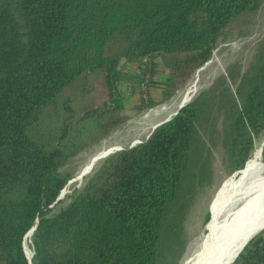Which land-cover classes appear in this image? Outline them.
Listing matches in <instances>:
<instances>
[{
  "label": "trees",
  "instance_id": "obj_1",
  "mask_svg": "<svg viewBox=\"0 0 264 264\" xmlns=\"http://www.w3.org/2000/svg\"><path fill=\"white\" fill-rule=\"evenodd\" d=\"M263 2L0 0V264H29L36 224L31 264H172L214 150L238 178L264 136V37L245 69L229 66L56 201L80 154L169 102ZM259 234L234 264H264Z\"/></svg>",
  "mask_w": 264,
  "mask_h": 264
},
{
  "label": "rangeland",
  "instance_id": "obj_2",
  "mask_svg": "<svg viewBox=\"0 0 264 264\" xmlns=\"http://www.w3.org/2000/svg\"><path fill=\"white\" fill-rule=\"evenodd\" d=\"M263 37L264 2L258 12L243 16L228 27L221 37L213 53L212 59L203 68L196 72L190 83L182 91L165 104H159L153 109L147 110L138 115H133L126 125L115 131L99 146L80 154L69 166L68 170L74 174L75 178L90 162L91 158L102 150L113 148L115 149V153L144 142L152 133L154 127L165 122L178 111L179 101L194 80L197 82L198 87V92L195 94L197 96L202 91L207 90L219 76L225 74L226 69L232 64L239 63L245 69L252 61L255 49ZM153 96L159 98L157 91H153ZM263 143V139L256 141L254 150L252 151L251 162L255 157L262 158L261 148ZM101 161L97 162L95 167L98 166ZM239 173L240 172L228 173L223 164V151L221 148L214 150L211 177L212 182L197 195L196 201L191 208L185 223L182 241L185 243V249L182 247L179 249L178 256L173 260L172 264H181L188 251L193 247L195 240L207 224L206 219L208 216L210 220L211 215L209 208L217 195L219 188L228 179L236 177ZM83 182L84 180L69 186L67 185L65 190L67 191V194L64 199L75 187H80ZM67 203L68 201H65L59 205L51 207L50 210L47 211L48 215H53L59 212L67 205ZM30 247L32 248V243H30ZM25 253L27 256L26 250Z\"/></svg>",
  "mask_w": 264,
  "mask_h": 264
},
{
  "label": "bare ground",
  "instance_id": "obj_3",
  "mask_svg": "<svg viewBox=\"0 0 264 264\" xmlns=\"http://www.w3.org/2000/svg\"><path fill=\"white\" fill-rule=\"evenodd\" d=\"M197 92L194 80L178 106L190 101ZM108 150L115 151L110 148L100 153ZM94 157L83 169L91 167ZM96 163L92 164L93 170ZM209 211V222L181 264H231L247 242L264 229V162L261 157H255L238 178L228 179L222 184ZM30 243L32 235L24 239V249L31 262L33 250Z\"/></svg>",
  "mask_w": 264,
  "mask_h": 264
},
{
  "label": "water",
  "instance_id": "obj_4",
  "mask_svg": "<svg viewBox=\"0 0 264 264\" xmlns=\"http://www.w3.org/2000/svg\"><path fill=\"white\" fill-rule=\"evenodd\" d=\"M192 101V99L190 100V101H188L187 103H185V104H183L182 106H180L179 107V109H178V111L172 116V117H170L168 120H166L165 122H163V123H161V124H159V125H157L156 127H154V129H153V131H155L159 126H161L162 124H164V123H167V122H169L174 116H176L178 113H179V111L180 110H182L187 104H189L190 102ZM153 131H152V133H153ZM152 133L148 136V138L152 135ZM263 141H264V136H263ZM134 146H136V145H134ZM134 146H132V147H134ZM263 149H264V143H263V146H262V148H261V154H262V152H263ZM112 154H114V151L113 152H111V151H106V152H104V153H99L96 157H94L93 158V160H92V164L93 163H96V162H99V161H101V160H104V159H106L108 156H110V155H112ZM262 160H263V157H262ZM92 164H91V167H89V168H85V169H83L75 178H73L71 181H69L68 182V186L69 185H72V184H74V183H77V182H81L86 176H88L89 174H91V172L93 171V168H92ZM67 187V186H66ZM66 187L63 189V191L60 193V195H59V197H58V199H57V201H56V203L57 202H59V201H61V200H63L64 199V197H65V195L67 194V191H65L66 190ZM38 223V222H37ZM36 227H37V224L35 225V227H33L32 228V230H30L29 231V233L26 235V236H28V235H33V233H34V231L36 230ZM264 230V229H263ZM262 230V231H263ZM261 231V232H262ZM260 232V233H261ZM259 234V233H258ZM258 234H256V235H254L248 242H247V244L241 249V251L236 255V257L234 258V260L232 261V263L231 264H234V262L236 261V259L238 258V256L241 254V252L243 251V249L249 244V242L253 239V238H255ZM23 248H24V244H23ZM24 251H25V249H24ZM26 254V253H25ZM34 254V253H33ZM27 257V256H26ZM27 259H28V257H27ZM29 261V260H28ZM29 264H31V262L29 261Z\"/></svg>",
  "mask_w": 264,
  "mask_h": 264
}]
</instances>
